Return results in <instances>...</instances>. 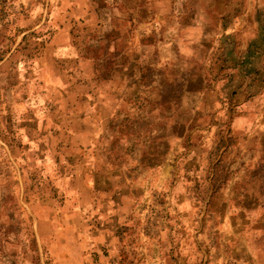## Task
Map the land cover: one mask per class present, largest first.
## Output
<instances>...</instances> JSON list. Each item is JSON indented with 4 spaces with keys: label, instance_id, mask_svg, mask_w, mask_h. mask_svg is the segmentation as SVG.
Listing matches in <instances>:
<instances>
[{
    "label": "rangeland",
    "instance_id": "1",
    "mask_svg": "<svg viewBox=\"0 0 264 264\" xmlns=\"http://www.w3.org/2000/svg\"><path fill=\"white\" fill-rule=\"evenodd\" d=\"M0 264H264V0H0Z\"/></svg>",
    "mask_w": 264,
    "mask_h": 264
}]
</instances>
